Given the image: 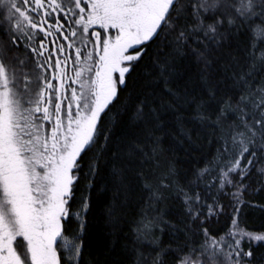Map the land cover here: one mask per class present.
<instances>
[{"label":"snow or ice","instance_id":"6c2138e0","mask_svg":"<svg viewBox=\"0 0 264 264\" xmlns=\"http://www.w3.org/2000/svg\"><path fill=\"white\" fill-rule=\"evenodd\" d=\"M0 6L7 10L6 18L15 21L12 45L18 44L16 33L23 32L22 25L43 32L45 39L57 34L45 62L51 70L47 77L29 70L25 61L10 58V46L0 50V264H60L54 247L58 240L71 251L70 259L80 256L82 244L65 238L61 223L69 214L66 205L76 179L74 169L79 167L81 154L95 142L101 114L118 97V86L126 84V74L145 54L148 43L158 40L171 49L168 55L191 53L207 66V54L222 44L228 29L246 28L251 36L249 58L264 65V48L260 47L264 44V0H0ZM257 7L261 8L260 13ZM56 13L63 15L65 21V13L78 17L72 23L80 26L81 44L85 48L90 43L95 45L98 59L92 50L83 52L80 47L75 48V63L82 66L74 69V78L66 75L67 58L61 60L58 54L76 44L70 38L78 33L72 28L65 35L64 23L61 16H54ZM45 18H54L55 23L49 24ZM93 25L104 30V37L101 32L92 31L94 40H85L83 36ZM112 29L116 30L114 36L110 34ZM61 39L70 42L65 45ZM36 67L45 69L43 64ZM156 67L166 85L172 74L167 56ZM69 79L79 86V91L71 89L70 96L65 94ZM54 80L60 83L56 85ZM243 82L246 84L247 80ZM239 100L251 111L242 110L244 130L233 134L231 148L226 143L222 149L225 156L237 154L225 161L218 177L213 178V182L219 181L221 190L226 184L233 185L231 174H238L243 181L254 166L256 151H250V146L255 148L259 144L264 150V87L240 96ZM246 116L251 119H244ZM158 118L155 109L145 110L142 103L136 106L130 121L143 125ZM207 171L203 169L201 174ZM114 174L122 175L120 170H114ZM144 187L151 197H156L150 185ZM238 194L239 189L234 195ZM185 202L198 204L200 195H186ZM87 207L85 202L83 210ZM208 207L209 214H213L212 207ZM107 211L111 216L115 210ZM189 212L193 218L198 215L193 213L191 204ZM233 226L234 230L227 235L240 239L229 245L227 257H251L252 251L242 253L241 241L247 238L264 242V234L240 229L236 220ZM83 227L81 223V231ZM223 241L224 237L219 241L211 238L205 251L210 247L219 251L218 245ZM154 264L163 261L157 257ZM180 264L201 262L185 257ZM234 264H240L239 259Z\"/></svg>","mask_w":264,"mask_h":264},{"label":"trees","instance_id":"16d2710c","mask_svg":"<svg viewBox=\"0 0 264 264\" xmlns=\"http://www.w3.org/2000/svg\"><path fill=\"white\" fill-rule=\"evenodd\" d=\"M7 15L0 6V50L10 46V58L41 74L36 67L41 32L24 26L16 33L18 44L12 45L14 21ZM250 41L246 28L228 29L222 44L207 54V66L191 53L168 55L171 49L158 40L145 46V54L126 74V84L118 87V97L101 114L95 142L78 158L62 234L82 244L81 253L70 259L71 251L58 240L60 264H154L157 257L163 264H180L185 257L210 264L197 254L209 237L225 235L233 220L245 230L264 232V171H258L264 170V150L259 144L250 146L255 164L243 181L231 174L233 185L222 190L218 180L213 182L225 161L237 154L225 156L222 149L226 143L231 148L233 134L244 130L242 110L251 111L240 96L264 87V65L249 58ZM166 56L172 74L165 85L156 65ZM142 103L145 110H156L158 120L143 125L130 121ZM197 193L200 203L185 202L186 195ZM109 208L115 210L111 216ZM243 248L253 252L249 262H264V242H245Z\"/></svg>","mask_w":264,"mask_h":264},{"label":"rangeland","instance_id":"374dc122","mask_svg":"<svg viewBox=\"0 0 264 264\" xmlns=\"http://www.w3.org/2000/svg\"><path fill=\"white\" fill-rule=\"evenodd\" d=\"M69 6H71V5H69ZM82 6H84V5H82ZM45 8H47V3L45 4ZM86 11H87V8H86ZM64 15L68 16V20L67 21H65L63 19V17H61V22L64 23V29H63L64 34L68 35L70 33V30L72 28H75L77 30L78 35H77V37H71L70 38V39H74L76 41V44L73 47H71V48H67L66 47V51L63 54H58V57L61 60H64L65 58H67L68 62H67V66H66V69H65L66 70V75L68 77H73L74 78V69L82 66V65H78V64L75 63V59H76L75 58V48L76 47H80L83 50V52H86L88 50H92L94 57L98 59V56H96L95 45L94 44H91V43L88 44L87 48H85L84 45L81 44L80 40H81L82 33H81V30H80V26L75 25V24L72 23V21L75 20L78 17H76V16H74V15H72L70 13H65ZM54 16H61V14L56 13V14H54ZM45 19L48 20L49 24L50 23H55V19L54 18H45ZM14 23H15V21H14ZM24 26H26V25H22V28ZM44 27L47 28L48 24H44ZM92 31L101 32V37L102 38L104 37V30L100 29L98 25H93L89 29V33L87 35L83 36V38L85 40H94V37L91 36V32ZM52 32L56 33V29L53 28ZM40 34H41L40 35L41 39L39 41H37L38 42L37 65L38 64L45 65V69H43V70L40 69V71H41V75L47 77V76H49L51 70L47 69V64L45 62L48 60L49 55H51V53H52L53 41L57 40V34H54L51 37H48L47 39L44 38V33L43 32H41ZM110 34L114 36L116 34V30L115 29L110 30ZM42 42H43V45H44L43 47H41V43ZM60 42L64 43L65 45H67L70 41H64V40L61 39ZM45 49H47V51ZM41 52H43L44 55H40L39 53H41ZM53 83L58 85L60 83V81L54 80ZM65 87H66V90H67L65 94L68 95V96H70L72 88H76L77 91H79L78 84L77 83H73L71 79L66 81ZM45 127L47 128L48 125L46 124ZM61 223H62V221H61ZM239 228L240 229H244L241 226ZM230 230H234V226H232L230 228ZM229 231L223 236H220V237H209L208 238V241L206 242V245H210L211 244V238H215L217 241H219L221 237H224V241L221 242L218 245L219 251H216L215 249H213L211 247L208 249V251H205V246H206L205 245L204 248H203V252L197 254V258H198V256H200L202 261H204L205 259H208L210 261V264H234V262L237 259H239L240 264H252L251 262L248 261L249 257L243 256V254H241L240 257H236L235 255H233L231 257V259H229L227 257L226 254L231 251V248L229 247V245H232L234 243V239H240V237H238V236L235 237V238L229 237L227 235L229 233ZM245 231H247L249 233H252L254 235H256V234H264V232H259L258 233V232H251V231H248V230H245ZM245 242H248L250 244L259 243L258 241H255V240L249 241L247 238L243 239L241 241V244H240V249L242 250V253L243 252H248V250L243 248ZM54 247H55V245H54ZM191 261H193V260H191ZM262 264H264V262Z\"/></svg>","mask_w":264,"mask_h":264}]
</instances>
